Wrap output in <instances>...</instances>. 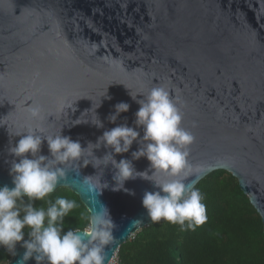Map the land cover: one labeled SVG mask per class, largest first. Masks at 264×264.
I'll return each instance as SVG.
<instances>
[{"label": "water", "instance_id": "water-1", "mask_svg": "<svg viewBox=\"0 0 264 264\" xmlns=\"http://www.w3.org/2000/svg\"><path fill=\"white\" fill-rule=\"evenodd\" d=\"M161 86L195 137L188 157L193 171L184 183L195 188L213 172L232 174L264 224V0H0V187H13L7 150L19 139L15 133L62 129L86 148L105 130L135 126L139 104L129 92L146 96ZM119 102L129 111L110 123ZM34 107L39 116H32ZM95 112L102 129L83 123ZM137 149L134 142L117 162ZM40 154L49 155L46 142ZM133 164L140 172L149 168L144 158ZM63 167L54 192L70 189L90 217L106 209L114 223L110 264L123 244L153 224L142 198L157 189L137 178L124 185L134 195L113 191L114 170L88 153ZM24 253L17 244L9 264H20Z\"/></svg>", "mask_w": 264, "mask_h": 264}, {"label": "clouds", "instance_id": "clouds-1", "mask_svg": "<svg viewBox=\"0 0 264 264\" xmlns=\"http://www.w3.org/2000/svg\"><path fill=\"white\" fill-rule=\"evenodd\" d=\"M129 95L139 104L135 126L124 123L105 130L95 143L88 142L86 148L79 140L63 135L62 129L55 135H44L41 129L15 133L19 139L14 144L10 142L7 150L12 157L9 175L13 187H0V247L15 255V248L20 244L25 249L20 264H27L29 260H35L36 264H107L106 246L113 242L111 229L114 227L108 211L95 212L83 231L69 229L65 232V217L77 207L76 202L65 197H57L54 202L48 199L65 176L63 166L81 160L85 153L103 162L105 168L112 167L113 191L123 190L134 195L124 185L137 178L150 182L157 189L146 191L142 198V207L152 223L165 221L179 225L182 231H195L207 222L202 193L189 188L182 179L193 171L188 157L195 137L181 126L183 113L177 102L162 86L151 88L146 96L133 97L130 92ZM138 96L142 99H137ZM129 108L126 102L117 103L108 121L115 124ZM31 114L39 116V108H32ZM83 123L104 128L96 112L94 119ZM138 129L142 130V136ZM45 142L48 156L40 154ZM134 142L138 149L131 153V159L117 162L115 157L128 153ZM101 147L108 151L97 158L94 151ZM141 158L149 162V168L142 172L133 164ZM155 176L170 179L154 180ZM85 183L90 191H96L90 178H86ZM107 187L105 184L102 189ZM37 201H44L47 207H37ZM25 230L29 236L27 240Z\"/></svg>", "mask_w": 264, "mask_h": 264}, {"label": "trees", "instance_id": "trees-1", "mask_svg": "<svg viewBox=\"0 0 264 264\" xmlns=\"http://www.w3.org/2000/svg\"><path fill=\"white\" fill-rule=\"evenodd\" d=\"M206 205L207 222L195 231H182L165 221L140 230L123 244L121 264H264V224L260 214L242 191L239 181L226 171H216L194 188ZM74 200L77 207L65 217V229L83 231L90 213L68 188H60L48 199ZM36 206L47 207L44 201ZM25 238L29 239L27 230ZM12 254L0 251V264H9Z\"/></svg>", "mask_w": 264, "mask_h": 264}, {"label": "built area", "instance_id": "built-area-1", "mask_svg": "<svg viewBox=\"0 0 264 264\" xmlns=\"http://www.w3.org/2000/svg\"><path fill=\"white\" fill-rule=\"evenodd\" d=\"M111 264H121L118 257L115 256Z\"/></svg>", "mask_w": 264, "mask_h": 264}, {"label": "bare ground", "instance_id": "bare-ground-1", "mask_svg": "<svg viewBox=\"0 0 264 264\" xmlns=\"http://www.w3.org/2000/svg\"><path fill=\"white\" fill-rule=\"evenodd\" d=\"M6 250V249H5ZM118 257V254L116 255ZM114 259V258H113ZM113 261V260H112ZM112 261L110 262V264L112 263Z\"/></svg>", "mask_w": 264, "mask_h": 264}]
</instances>
